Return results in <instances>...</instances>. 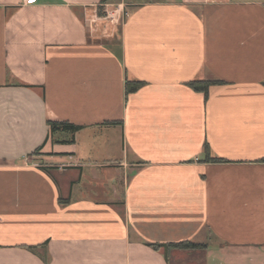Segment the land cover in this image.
Segmentation results:
<instances>
[{"label":"crops","instance_id":"1","mask_svg":"<svg viewBox=\"0 0 264 264\" xmlns=\"http://www.w3.org/2000/svg\"><path fill=\"white\" fill-rule=\"evenodd\" d=\"M0 264H264V0H0Z\"/></svg>","mask_w":264,"mask_h":264},{"label":"trees","instance_id":"2","mask_svg":"<svg viewBox=\"0 0 264 264\" xmlns=\"http://www.w3.org/2000/svg\"><path fill=\"white\" fill-rule=\"evenodd\" d=\"M223 81L216 80V81H190L186 83L187 86L192 88L196 92H201L204 94L205 100H207L209 95V88L212 85L216 84H222ZM145 83L140 81H127L126 82V94L137 92ZM50 134H55L57 132H66L70 133L71 135H75L78 131L84 128V126L72 124L66 121H50ZM67 141H74V138ZM205 153V162H224V159L221 158H214L211 157L210 154V147L208 144L205 145L204 148ZM148 245L153 248L154 250H163L164 257L167 262H169V255L172 250H199L203 249L206 246L204 244H200L193 241H181V242H175V243H168V244H158V243H148ZM44 247V246H41ZM30 249H33V247H29Z\"/></svg>","mask_w":264,"mask_h":264},{"label":"built area","instance_id":"3","mask_svg":"<svg viewBox=\"0 0 264 264\" xmlns=\"http://www.w3.org/2000/svg\"><path fill=\"white\" fill-rule=\"evenodd\" d=\"M25 4H32L35 2V0H23Z\"/></svg>","mask_w":264,"mask_h":264},{"label":"rangeland","instance_id":"4","mask_svg":"<svg viewBox=\"0 0 264 264\" xmlns=\"http://www.w3.org/2000/svg\"><path fill=\"white\" fill-rule=\"evenodd\" d=\"M114 14H115V13H113V15H111V16H112V18H113V16H114ZM106 16H107V13H106ZM110 18H111V17H110ZM161 251L163 252V250H161ZM185 260H186V259H185ZM185 263H186V262H185Z\"/></svg>","mask_w":264,"mask_h":264}]
</instances>
